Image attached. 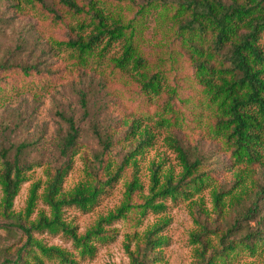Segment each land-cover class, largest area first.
<instances>
[{
	"label": "trees",
	"instance_id": "16d2710c",
	"mask_svg": "<svg viewBox=\"0 0 264 264\" xmlns=\"http://www.w3.org/2000/svg\"><path fill=\"white\" fill-rule=\"evenodd\" d=\"M122 1L127 2L126 12L122 7L114 12L102 0H0V33L15 18L26 16L35 19L37 32L63 33L62 39L46 36L50 47L30 50L33 57L26 62H0V109L26 94L38 99L86 75L90 59L102 60L111 44L117 43L119 56L105 64L106 73L135 89L143 99L135 108L137 113L167 132L164 142L178 157L180 179L173 184L169 177L159 185L157 166L149 194L143 195L136 158L153 145V135L125 109L116 121L91 124L98 150L86 154L84 181L68 192L63 191L64 181L85 148L72 117L60 115L67 128L52 140L51 159L46 160L48 149L40 138L32 143H0V231L9 240L0 247V264L91 260L98 246L116 239L117 231L109 227L118 221L134 229L124 247L128 264H164L160 249L167 244L159 235L161 228L146 230L141 238L136 229L148 214L165 213L168 201H187L211 185L213 171L203 170L190 138L202 123L206 128L202 139L216 142L231 166L244 168L253 185L249 206L239 213L238 224L219 236L217 247L210 242L215 231L203 226L192 235L198 246L193 264H232L243 256L264 253V178L255 182L257 174L264 173V0H153L141 5L115 0ZM153 11L169 36L158 53L148 56L142 32ZM60 53H67L70 70L53 59ZM77 93L86 120L90 118L88 92ZM115 146L126 149L121 159L113 153ZM38 168H44L46 177L42 195H36L39 185H35L23 212L14 213L21 186L28 173ZM119 180L125 183V194L113 213L82 236L65 223L66 209L90 212ZM220 197L214 193L216 202ZM38 199L48 215L39 213L31 220ZM249 223H254L253 230L247 229ZM43 234L61 235L71 250L48 246L35 237Z\"/></svg>",
	"mask_w": 264,
	"mask_h": 264
},
{
	"label": "rangeland",
	"instance_id": "374dc122",
	"mask_svg": "<svg viewBox=\"0 0 264 264\" xmlns=\"http://www.w3.org/2000/svg\"><path fill=\"white\" fill-rule=\"evenodd\" d=\"M112 11L117 12L119 7L126 12V3L115 2V0H102ZM153 0H135L136 5L146 4ZM158 12L153 11L146 20L145 29L142 32L143 48L148 56L155 55L166 44L169 36L166 27L160 22ZM35 19L29 16L19 17L12 20L0 33V62H26L29 51H40L42 47L49 46V38L46 36L62 39L63 33L56 30L42 29L37 32L39 26H33ZM45 40L46 43H45ZM26 46V47H24ZM101 49V48H100ZM98 49L97 51H99ZM120 46L111 44L98 61L90 59L91 70L86 75L81 74L77 80L63 83L57 86L50 94L33 98L28 94L14 99L12 104L0 109V143H32L41 139L47 147L46 160L52 158V140L58 133L63 134L67 128L60 115L72 117L80 130V142L85 146L82 153L74 160L72 171L63 184V191L68 192L77 184L84 181L83 162L86 154L97 151L98 146L90 131L91 124L96 122L116 121L121 110H127L133 117L140 120L141 126L147 127L153 135V145L136 158L138 167V181L143 187V195L148 196L151 187L152 170L159 166V185L165 180L172 178L173 184L180 179L182 169L175 152L164 142L169 136L165 130L156 129L153 121H146L145 117L137 113L135 109L142 105L141 99L126 84L106 73L105 64L109 59L119 56ZM162 53V52H161ZM57 59L61 66L71 69L67 64V53H60ZM48 60V59H47ZM46 60V61H47ZM88 92L87 101L90 118L82 119V112L77 92ZM206 132L205 124L195 128L190 135L193 144H196L197 156L201 158L206 171L212 172V183L198 195L184 201L166 203L167 210L161 215L148 214L142 224L136 229L137 236L142 237L146 230L153 227L161 228L159 233L166 240V246L160 249L164 264H193L195 251L198 246L193 243V234H197L201 227L209 231H215L210 237V242L217 247L219 236L224 235L227 230L235 227L238 222L239 213L249 206V196L252 190L253 180H250L242 167H232L228 157L216 147V142L211 139H202ZM126 149L115 146L113 153L122 158ZM238 176L240 180H238ZM263 176V177H262ZM264 173H258L255 182L260 183ZM46 177L44 168L34 169L27 175L26 182L21 186L20 192L14 201L13 210L18 214L23 212L30 190L39 185L36 193L40 197L43 193ZM222 195L220 202L214 200V193ZM125 194V183L119 180L112 188L99 198L97 205L87 213H82L74 208L66 209L63 219L66 224L76 228L79 236L89 231L101 218L113 213L123 202ZM39 213L48 215V209L42 201H36V207L31 220ZM167 221V224L161 226ZM110 229L117 231L116 239L105 245L98 246L95 257L85 260L80 264H128V258L124 247L128 243V236L134 230L128 228L123 221L114 222ZM254 223H249L247 229L253 230ZM43 240L48 246H56L71 250L70 243L66 242L61 235L51 236L43 234L36 236ZM9 243L5 232L0 231V247ZM133 248V245H131ZM232 264H264V253L253 257L243 256Z\"/></svg>",
	"mask_w": 264,
	"mask_h": 264
}]
</instances>
